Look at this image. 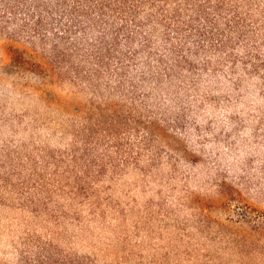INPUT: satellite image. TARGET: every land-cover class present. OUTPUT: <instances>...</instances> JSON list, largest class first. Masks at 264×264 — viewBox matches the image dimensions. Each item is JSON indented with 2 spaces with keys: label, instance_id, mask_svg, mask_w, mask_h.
Returning a JSON list of instances; mask_svg holds the SVG:
<instances>
[{
  "label": "rangeland",
  "instance_id": "1",
  "mask_svg": "<svg viewBox=\"0 0 264 264\" xmlns=\"http://www.w3.org/2000/svg\"><path fill=\"white\" fill-rule=\"evenodd\" d=\"M0 264H264V0H0Z\"/></svg>",
  "mask_w": 264,
  "mask_h": 264
},
{
  "label": "trees",
  "instance_id": "2",
  "mask_svg": "<svg viewBox=\"0 0 264 264\" xmlns=\"http://www.w3.org/2000/svg\"><path fill=\"white\" fill-rule=\"evenodd\" d=\"M182 63V61H179V64H181Z\"/></svg>",
  "mask_w": 264,
  "mask_h": 264
}]
</instances>
